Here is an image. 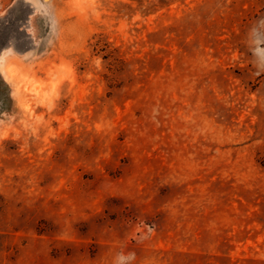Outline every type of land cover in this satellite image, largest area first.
I'll use <instances>...</instances> for the list:
<instances>
[{"label":"rangeland","instance_id":"rangeland-1","mask_svg":"<svg viewBox=\"0 0 264 264\" xmlns=\"http://www.w3.org/2000/svg\"><path fill=\"white\" fill-rule=\"evenodd\" d=\"M2 91L0 264H264V0H0Z\"/></svg>","mask_w":264,"mask_h":264},{"label":"clouds","instance_id":"clouds-1","mask_svg":"<svg viewBox=\"0 0 264 264\" xmlns=\"http://www.w3.org/2000/svg\"><path fill=\"white\" fill-rule=\"evenodd\" d=\"M155 114V113H154ZM155 227L153 225L147 226V234H144L141 236L140 240H144L149 238V236L154 233ZM136 254L135 252H130L128 254H125L123 252H120L116 255L114 259V264H124V261L126 260H135Z\"/></svg>","mask_w":264,"mask_h":264},{"label":"trees","instance_id":"trees-1","mask_svg":"<svg viewBox=\"0 0 264 264\" xmlns=\"http://www.w3.org/2000/svg\"><path fill=\"white\" fill-rule=\"evenodd\" d=\"M1 96L4 97L5 101L1 102L0 108L1 109H10L11 105L13 104V99L10 96V93L1 92Z\"/></svg>","mask_w":264,"mask_h":264},{"label":"bare ground","instance_id":"bare-ground-1","mask_svg":"<svg viewBox=\"0 0 264 264\" xmlns=\"http://www.w3.org/2000/svg\"><path fill=\"white\" fill-rule=\"evenodd\" d=\"M5 70H6V72H8L9 74H12V69H11L10 65H6V66H5ZM30 81H31V80H30ZM37 89H38V86H37Z\"/></svg>","mask_w":264,"mask_h":264}]
</instances>
